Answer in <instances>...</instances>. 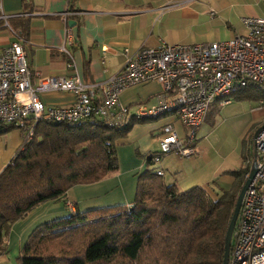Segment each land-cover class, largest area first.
<instances>
[{
    "label": "crops",
    "instance_id": "0c3cea01",
    "mask_svg": "<svg viewBox=\"0 0 264 264\" xmlns=\"http://www.w3.org/2000/svg\"><path fill=\"white\" fill-rule=\"evenodd\" d=\"M68 7L69 3L63 0H0V47L21 39L27 65L40 77H68L76 73L82 82L92 84L120 70L124 49L133 52L155 46L160 40L185 44L227 40L244 33L243 17L264 18V0H75L79 20L78 23L68 20L74 22L69 26L65 19ZM27 9L30 10L27 12ZM18 18L27 19L24 38L11 28ZM66 27L75 41L74 45L66 46L70 57L62 50ZM70 58L73 68L67 66ZM32 81L35 84L37 79ZM160 91L161 84L157 81L133 85L119 93L118 103L130 108L137 103L154 104ZM39 98L46 105L68 106L74 102L75 94L54 90L41 92ZM248 107L245 114L248 123L264 122V107L258 101L257 105ZM209 110L210 106L196 134L206 121H216L219 112ZM166 123H171L179 137L186 139L187 128L171 115L134 124L124 138L116 141L117 171L98 181L75 185L61 200L45 201L15 221L4 238L6 248L0 253V264H17L29 234L43 222L74 210L131 205L137 178L147 168L148 155L157 152L158 133ZM23 140L24 135L17 128L0 135V171ZM196 141L200 151L201 142ZM157 167L162 169L167 185L173 184L180 190L200 186L207 193L215 194L208 190V184L196 181L205 175L206 157L185 160L175 153L163 154ZM227 170L225 166L214 170L217 181L218 176H226ZM68 202L72 208L67 206Z\"/></svg>",
    "mask_w": 264,
    "mask_h": 264
},
{
    "label": "trees",
    "instance_id": "16d2710c",
    "mask_svg": "<svg viewBox=\"0 0 264 264\" xmlns=\"http://www.w3.org/2000/svg\"><path fill=\"white\" fill-rule=\"evenodd\" d=\"M68 3L66 23H78L75 0ZM16 21L11 28L26 37L27 19ZM231 98L264 103V90L248 85ZM140 122L112 126L94 116L75 124L39 121L0 171V253L12 224L34 207L115 173L116 141ZM14 128L0 124V135ZM146 164L131 205L74 210L37 225L17 264H222L226 229L248 168L232 171L233 187L212 198L200 186L167 185L149 168V158Z\"/></svg>",
    "mask_w": 264,
    "mask_h": 264
},
{
    "label": "built area",
    "instance_id": "2783aa9c",
    "mask_svg": "<svg viewBox=\"0 0 264 264\" xmlns=\"http://www.w3.org/2000/svg\"><path fill=\"white\" fill-rule=\"evenodd\" d=\"M241 22L244 33L227 40L194 44L160 40L155 46L133 52L124 49L120 70L92 84L82 82L76 73L40 77L27 65L22 40H13L0 47V124L14 126L29 139L41 120L75 124L94 116L120 126L131 119L149 122L171 115L187 128V134L186 139L179 137L171 123L160 128L158 150L148 158L149 168L162 175L157 164L163 154L184 158L199 151L196 130L211 104H229L236 88L253 85L264 90V18L243 17ZM74 43L66 27L62 50L69 57L66 46ZM67 66L74 67L71 58ZM33 78L37 79L35 84ZM151 81L161 84L156 103H137L132 108L118 103L122 90ZM54 90L73 92L74 102L68 106L44 104L39 94ZM258 104L264 107L262 100ZM252 145L255 172L242 196L227 264H264V123L253 136ZM67 206L73 207L69 202Z\"/></svg>",
    "mask_w": 264,
    "mask_h": 264
},
{
    "label": "rangeland",
    "instance_id": "374dc122",
    "mask_svg": "<svg viewBox=\"0 0 264 264\" xmlns=\"http://www.w3.org/2000/svg\"><path fill=\"white\" fill-rule=\"evenodd\" d=\"M253 105H257V102L253 100H232L229 104L220 108L219 112L216 109L219 106L211 104L209 111L219 112L216 121L208 120L198 129L196 140L201 142L200 151L191 157H184L185 160H193L200 156L206 157L205 175L202 174L196 181L208 184V190L215 193L214 195L208 193L212 198H216L223 191L233 187L235 177L232 175V171L244 167L249 170L251 166L252 136L254 131L264 123L262 121L258 124L248 123V117L245 114L249 108L248 106ZM224 166L228 169L225 172L226 176L224 174L225 177L219 178L218 176L220 180L217 181V177L215 178L213 172L217 167L222 168ZM193 169L196 170L194 167ZM178 189L180 190V188Z\"/></svg>",
    "mask_w": 264,
    "mask_h": 264
},
{
    "label": "water",
    "instance_id": "95a60500",
    "mask_svg": "<svg viewBox=\"0 0 264 264\" xmlns=\"http://www.w3.org/2000/svg\"><path fill=\"white\" fill-rule=\"evenodd\" d=\"M73 24H74L73 21H69L68 22L69 26H72ZM257 131H258V129L254 132V136L256 135ZM254 172H255V167H254V160H253V162L251 163V166L249 168V171H248V176L244 180V182H243V184H242V186H241V188L239 190V193L237 195V198H236V201H235V205H234V209H233L231 218L229 220V223H228V226H227V229H226L225 238H224V252H223L222 264H227V262H228L230 246H231L232 230H233V227H234V224H235L236 217H237L238 212H239V208H240V204H241L243 193H244V191H245L250 179L253 177Z\"/></svg>",
    "mask_w": 264,
    "mask_h": 264
}]
</instances>
